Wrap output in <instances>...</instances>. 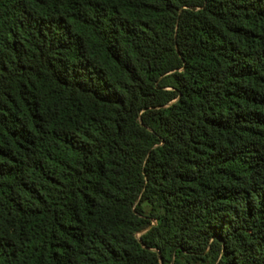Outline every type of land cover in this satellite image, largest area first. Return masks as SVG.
<instances>
[{
	"label": "trees",
	"instance_id": "1",
	"mask_svg": "<svg viewBox=\"0 0 264 264\" xmlns=\"http://www.w3.org/2000/svg\"><path fill=\"white\" fill-rule=\"evenodd\" d=\"M0 264H264V0H0Z\"/></svg>",
	"mask_w": 264,
	"mask_h": 264
},
{
	"label": "rangeland",
	"instance_id": "2",
	"mask_svg": "<svg viewBox=\"0 0 264 264\" xmlns=\"http://www.w3.org/2000/svg\"><path fill=\"white\" fill-rule=\"evenodd\" d=\"M145 210H147V207L145 206Z\"/></svg>",
	"mask_w": 264,
	"mask_h": 264
},
{
	"label": "water",
	"instance_id": "3",
	"mask_svg": "<svg viewBox=\"0 0 264 264\" xmlns=\"http://www.w3.org/2000/svg\"><path fill=\"white\" fill-rule=\"evenodd\" d=\"M144 231V230H143Z\"/></svg>",
	"mask_w": 264,
	"mask_h": 264
}]
</instances>
